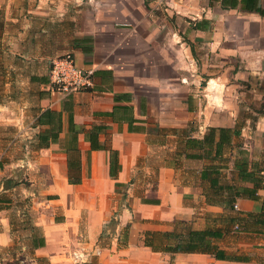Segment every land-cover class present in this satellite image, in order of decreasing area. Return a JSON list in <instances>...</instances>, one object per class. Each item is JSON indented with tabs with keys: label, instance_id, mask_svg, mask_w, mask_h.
Returning <instances> with one entry per match:
<instances>
[{
	"label": "crops",
	"instance_id": "obj_1",
	"mask_svg": "<svg viewBox=\"0 0 264 264\" xmlns=\"http://www.w3.org/2000/svg\"><path fill=\"white\" fill-rule=\"evenodd\" d=\"M246 3L178 0L174 24L145 0H0V257L264 264V0ZM65 54L88 88L51 83Z\"/></svg>",
	"mask_w": 264,
	"mask_h": 264
},
{
	"label": "rangeland",
	"instance_id": "obj_2",
	"mask_svg": "<svg viewBox=\"0 0 264 264\" xmlns=\"http://www.w3.org/2000/svg\"><path fill=\"white\" fill-rule=\"evenodd\" d=\"M71 1L75 6L77 5L78 0H71ZM79 1H82L84 5H87L89 12L92 13L94 9L97 8V6L107 7V12H108L110 11L109 9H111L110 7L112 8H114L115 6L119 7L120 1L123 0H79ZM124 1H126L128 5H132V6H135V4L137 3V0H124ZM189 1L191 0H187L188 3ZM145 3L147 4V7L149 9L148 11L153 13L152 20L159 21V23L171 22L175 24L182 18L181 17L182 14L177 13L178 0H145ZM111 12L113 11L111 10ZM251 128H252L251 135L256 137H264V130H263L264 128L257 129V126ZM40 192H41V194H39L40 200H46L47 196L48 197L50 196L49 194H46L45 191H40ZM27 199L29 200L30 198ZM25 203L27 204L26 218L27 219L29 218V221L31 222H33L34 218L37 217V214H39L40 210L41 212L46 211L44 204H42L41 206L37 204V207H40V210H32L31 206L35 205L36 203L34 201L32 202V200L30 201V203L29 201H26ZM46 212L47 213H45L46 214L45 217H48L51 214V208H48ZM19 253L20 252L17 251L6 253V255L0 257V264H31V260L28 257V253L25 254L24 257L25 261L22 263L20 262V260L23 261V256ZM73 253L74 252H72L71 254L72 259H73L72 256Z\"/></svg>",
	"mask_w": 264,
	"mask_h": 264
},
{
	"label": "built area",
	"instance_id": "obj_3",
	"mask_svg": "<svg viewBox=\"0 0 264 264\" xmlns=\"http://www.w3.org/2000/svg\"><path fill=\"white\" fill-rule=\"evenodd\" d=\"M92 75L93 70L80 68L71 54H65L53 59L50 67L51 83L57 90L66 93H73L88 88L92 84ZM236 228H240V226L237 225ZM72 256L73 262L78 264L85 260L86 253L74 251Z\"/></svg>",
	"mask_w": 264,
	"mask_h": 264
},
{
	"label": "trees",
	"instance_id": "obj_4",
	"mask_svg": "<svg viewBox=\"0 0 264 264\" xmlns=\"http://www.w3.org/2000/svg\"><path fill=\"white\" fill-rule=\"evenodd\" d=\"M222 2L225 4L227 3V5L229 7H236L239 2H245V0H222ZM247 7L249 8V10H257L259 12H263V9L259 6H257L258 4V0H247ZM52 111H45L44 114L45 115H50ZM219 131L221 133V137H222V133L223 132H226V131H233L231 129H223V128H220V129H216V128H211V131L212 132H216V131ZM234 134L236 135H239V132L237 131V129L234 130ZM43 140L44 138L46 137H42ZM114 158V154H113V157H112V160ZM111 174H112V171H111ZM114 174V173H113ZM261 181L263 180H260L259 183H261ZM33 222L29 221V219H27V223H26V228L31 230V233H32V237H31V241H32V246L33 247H38V246H43L45 244V239H44V236L42 233L39 232L37 226L33 225L32 224ZM206 233V232H205ZM204 235V233H203ZM176 249H178V247H176ZM189 249H192V247H189ZM206 249V246H202V250H205ZM79 264V263H78ZM90 264H93V263H90Z\"/></svg>",
	"mask_w": 264,
	"mask_h": 264
}]
</instances>
